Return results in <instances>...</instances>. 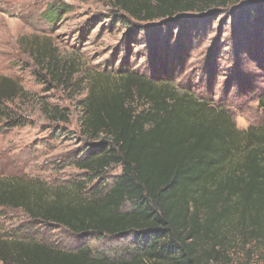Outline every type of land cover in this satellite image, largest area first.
Segmentation results:
<instances>
[{"label": "trees", "instance_id": "trees-1", "mask_svg": "<svg viewBox=\"0 0 264 264\" xmlns=\"http://www.w3.org/2000/svg\"><path fill=\"white\" fill-rule=\"evenodd\" d=\"M98 1L111 7L109 18L125 26L128 47L142 41L147 23L169 26L171 19L193 18L188 30L196 35L208 29L204 14L238 10L236 17L240 13L244 20L238 33L245 39L236 46L223 99L251 97L264 116V87L255 85L264 77V0ZM50 6L49 22L67 11L63 3ZM193 40L187 30L172 45L157 36L151 44L163 53L144 72L123 63L114 74L89 77L79 102L78 130L85 144L66 161L84 180L51 186L37 178L0 176V209L24 218L0 233V264H211L221 259L224 221L235 219L245 243L263 235L264 120L239 130L220 99L205 93L213 90L218 49L201 69L197 90L173 84L194 50ZM25 46L47 76L68 84L64 74L72 67L59 60L49 39ZM27 94L16 79L0 74L4 128L23 125L14 109ZM43 108L52 122H67L66 109ZM112 165L120 171L107 183ZM94 178L96 183L86 185ZM59 229L69 232L68 239L52 238ZM109 240L120 246L110 251L92 245Z\"/></svg>", "mask_w": 264, "mask_h": 264}, {"label": "rangeland", "instance_id": "rangeland-1", "mask_svg": "<svg viewBox=\"0 0 264 264\" xmlns=\"http://www.w3.org/2000/svg\"><path fill=\"white\" fill-rule=\"evenodd\" d=\"M62 3L67 5V11L61 12L55 20L47 21L45 11L52 4L62 6ZM232 10L225 9L213 16L212 12L204 14L209 20L208 29L203 28L196 35L188 30L194 25L193 18L184 23L178 22V18L171 19L169 26L161 21L147 23V28L141 32L142 41L130 43L128 47L124 40L125 26L109 18L112 10L105 2L0 0V74L16 79L28 93L15 102L14 110L24 119L23 125L4 128L0 123V176L37 178L51 186L62 183L70 186L84 180L82 171L66 161L71 152L85 144L78 130L82 115L79 102L87 93L89 77L102 72L114 74L123 63L129 70L142 73L153 58L163 53L156 50L157 45L151 44V40L158 36L161 42L167 40L172 45L185 30L194 36V50L189 52L184 67L173 78V84L198 87L201 69L207 64L213 49H218L213 90L205 93L215 102L220 99L219 103L229 111L239 130L261 124L264 116L255 99H238L231 94L223 99L227 74L236 63V46L245 39L242 32L238 33L240 26L244 29L242 15L239 13L237 18L238 10ZM246 25L247 35H250V23ZM34 39H49L50 45L57 49L59 60L71 65V71L64 74L67 85L53 81L35 62L25 46ZM245 41L247 43L248 40ZM257 72L253 71L256 78L259 76ZM263 81L264 77L259 82L255 81L256 87H264ZM48 106L66 109L67 122H52L43 110ZM119 171L118 166L112 165L107 171L106 182ZM97 181L94 178L86 185L90 187ZM23 220L19 211L0 209V233ZM235 224V219L222 224L219 237L222 243L218 247L221 259L211 264H264V228L263 235L245 243ZM68 233L59 229L51 235L53 239H68ZM120 243L109 240L93 242L92 245L115 251V245L120 246Z\"/></svg>", "mask_w": 264, "mask_h": 264}]
</instances>
